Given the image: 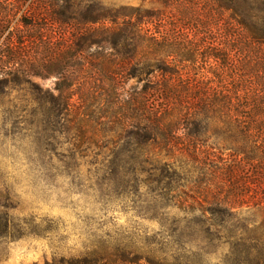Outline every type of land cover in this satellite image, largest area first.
Wrapping results in <instances>:
<instances>
[{"label": "trees", "instance_id": "trees-1", "mask_svg": "<svg viewBox=\"0 0 264 264\" xmlns=\"http://www.w3.org/2000/svg\"><path fill=\"white\" fill-rule=\"evenodd\" d=\"M53 1L50 20L72 35L39 32L29 43L40 50L24 53L23 46L19 60L3 64L2 89L27 84L35 128L73 131L71 157L93 145L116 191L136 194L143 184L193 215L177 244L227 245L223 264H264V0H203L218 16L228 14L223 35L203 43L185 31L191 0H150L152 8L96 3L93 14L72 0H63L64 9ZM174 4L180 26L166 12ZM209 20L216 21L210 12ZM20 22L32 23L24 15ZM92 47L90 61L84 55ZM89 70L93 83L75 82ZM50 76L53 88L32 80ZM6 227L0 219V234ZM162 253L146 264L191 263Z\"/></svg>", "mask_w": 264, "mask_h": 264}, {"label": "rangeland", "instance_id": "rangeland-1", "mask_svg": "<svg viewBox=\"0 0 264 264\" xmlns=\"http://www.w3.org/2000/svg\"><path fill=\"white\" fill-rule=\"evenodd\" d=\"M50 1L25 0L20 6L17 0H0V79L7 72L3 64L11 66L13 60H19L20 48L24 46L23 52L29 54L40 50L29 43L39 32L58 39L72 35L68 27L50 20ZM72 1L80 13L91 11L89 14L96 3L106 7L155 6L150 0ZM53 2L62 9L67 5L63 0ZM187 5L191 13L186 26L197 29L185 30L189 37L196 33L195 38L203 43L209 37H219V32L223 35L227 13L218 16L203 0H191ZM166 12L172 15L170 22L180 26V7L174 4ZM209 12L216 21L209 20ZM23 15L31 20L30 25L20 22ZM170 26L172 23L167 24ZM21 41L25 43L21 45ZM95 52L94 47L89 48L84 56L91 61ZM93 72L75 75V82L93 83ZM32 80L48 89L54 87L56 77ZM135 84V80L128 82V86ZM30 113L27 84L0 86V219L7 222L0 234V264H75L83 258L97 264H146L147 256L158 258L162 251L168 260L186 255L190 264H223L227 245L206 251L200 239L176 243L179 231L193 215L174 202L164 204L143 184L136 194L116 191L103 172L104 154L86 144V152L77 151L71 157L76 134L40 132Z\"/></svg>", "mask_w": 264, "mask_h": 264}]
</instances>
